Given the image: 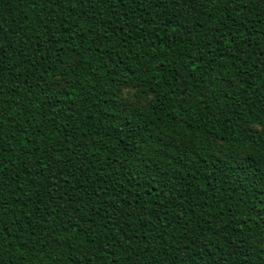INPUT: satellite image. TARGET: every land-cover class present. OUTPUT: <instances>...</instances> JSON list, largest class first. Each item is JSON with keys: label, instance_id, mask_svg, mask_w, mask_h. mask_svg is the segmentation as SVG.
<instances>
[{"label": "trees", "instance_id": "1", "mask_svg": "<svg viewBox=\"0 0 264 264\" xmlns=\"http://www.w3.org/2000/svg\"><path fill=\"white\" fill-rule=\"evenodd\" d=\"M0 264H264V0H0Z\"/></svg>", "mask_w": 264, "mask_h": 264}, {"label": "rangeland", "instance_id": "2", "mask_svg": "<svg viewBox=\"0 0 264 264\" xmlns=\"http://www.w3.org/2000/svg\"><path fill=\"white\" fill-rule=\"evenodd\" d=\"M136 91V88H128L123 91L122 96L127 104L131 106H140L148 100V96L138 95Z\"/></svg>", "mask_w": 264, "mask_h": 264}]
</instances>
